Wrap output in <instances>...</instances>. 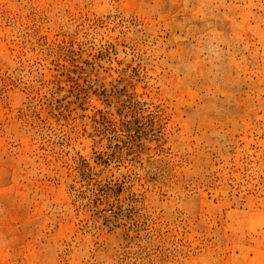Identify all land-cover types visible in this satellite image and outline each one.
Returning a JSON list of instances; mask_svg holds the SVG:
<instances>
[{"label": "rangeland", "instance_id": "rangeland-1", "mask_svg": "<svg viewBox=\"0 0 264 264\" xmlns=\"http://www.w3.org/2000/svg\"><path fill=\"white\" fill-rule=\"evenodd\" d=\"M0 264H264V0H0Z\"/></svg>", "mask_w": 264, "mask_h": 264}]
</instances>
